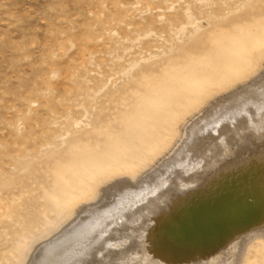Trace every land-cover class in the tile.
<instances>
[{"label":"rangeland","instance_id":"374dc122","mask_svg":"<svg viewBox=\"0 0 264 264\" xmlns=\"http://www.w3.org/2000/svg\"><path fill=\"white\" fill-rule=\"evenodd\" d=\"M263 69L264 0H0V264L43 260L60 230L69 247L49 264H122L126 253L141 255L163 237L179 248L167 256L173 264H264V196L244 197L264 184V150L228 157L232 168L198 180L189 171L202 162L186 167L183 189L177 178L161 181L205 149L228 152L215 148L218 138L264 137V91L234 96ZM189 134L194 141L184 148ZM158 193L171 201L155 227L159 210L150 202ZM222 196L238 197L257 222L229 227L231 200L210 202ZM208 210L221 213L220 232L195 238L212 219ZM95 212L102 219L94 224ZM74 234L94 241L88 251ZM195 239L198 246L182 254Z\"/></svg>","mask_w":264,"mask_h":264},{"label":"bare ground","instance_id":"6f19581e","mask_svg":"<svg viewBox=\"0 0 264 264\" xmlns=\"http://www.w3.org/2000/svg\"><path fill=\"white\" fill-rule=\"evenodd\" d=\"M264 70V69H263ZM262 74H264V72L262 73ZM259 77V76H258ZM257 78V77H256ZM255 80V79H254ZM253 81V80H252ZM252 84V83H251ZM247 86H245V87H241V88H237V91L235 90L233 93L235 94L234 96H237L238 94H237V92L239 93V92H241L242 90H250V91H252V90H254L253 92H255V93H258V92H260L261 94L263 93V92H261V91H264V76L263 77H259L254 83H253V85L250 87V88H248V89H245ZM247 93V92H246ZM264 94V93H263ZM255 95V94H254ZM258 95V94H257ZM242 96V95H241ZM240 96V97H241ZM257 98H258V96H256ZM235 98V97H234ZM238 98V97H237ZM244 98V97H243ZM255 98V97H254ZM219 100H222V99H219ZM248 101V100H247ZM249 101H250V99H249ZM213 102H215V101H213ZM219 102V101H218ZM212 103V102H211ZM247 103H249V102H247ZM228 104V103H227ZM209 105V104H208ZM208 105H207V107H208ZM223 105H224V103H223ZM232 105V104H231ZM230 105V106H231ZM245 105L246 104H244V108H245ZM252 105V104H251ZM257 105H258V103H257ZM256 105V106H257ZM264 105V104H263ZM226 106V105H225ZM253 106V105H252ZM259 107H260V105H259ZM248 108H249V106H248ZM248 108H247V110H248ZM253 108V107H252ZM251 109V108H250ZM258 109V108H257ZM202 110H204V109H202ZM201 110V111H202ZM206 110V109H205ZM214 110V109H213ZM233 112H234V110L233 109H231ZM252 110V109H251ZM264 110V109H263ZM209 111V110H208ZM207 111V112H208ZM237 111V110H236ZM235 111V112H236ZM249 111V110H248ZM253 111V110H252ZM258 111V110H257ZM217 112V111H216ZM221 112V111H220ZM226 112V111H225ZM232 112V113H233ZM234 112V113H235ZM237 113V112H236ZM240 113V112H239ZM256 113V112H255ZM260 113V112H259ZM259 113H258V115H259ZM238 114V113H237ZM236 114V115H237ZM244 114V113H243ZM242 114V115H243ZM246 114V113H245ZM215 115V114H214ZM222 115H224V114H222ZM221 115V116H222ZM230 115H232V114H230ZM240 115V114H239ZM239 115L237 116V117H239ZM247 115V114H246ZM245 115V116H246ZM195 116V115H194ZM198 116V114L196 115V117ZM217 116V115H216ZM235 116V115H234ZM233 116V117H234ZM244 116V117H245ZM248 116V115H247ZM220 117V116H219ZM232 117V118H233ZM241 117V116H240ZM243 117V116H242ZM194 118V117H193ZM224 118V117H223ZM230 118V117H229ZM244 119V118H243ZM249 120H250V118H248ZM217 120H218V118H217ZM222 120V119H221ZM220 119H219V121H221ZM230 120H232V119H230ZM240 120V119H239ZM247 120V119H246ZM245 120V121H246ZM262 120V119H261ZM223 121H224V119H223ZM227 121V120H226ZM241 121H242V119H241ZM228 122V121H227ZM243 122V121H242ZM256 122V121H255ZM261 122V121H260ZM205 123V122H204ZM212 123V122H211ZM216 123V122H215ZM218 123V122H217ZM217 123H216V125H217ZM220 123V122H219ZM257 123V122H256ZM229 124H230V122H229ZM233 124V123H232ZM238 124V123H237ZM248 124H250L249 122H248ZM253 124H254V122H253ZM211 125V124H210ZM222 125V124H221ZM225 125H227V124H225ZM244 125V124H243ZM255 125V124H254ZM258 125V124H257ZM192 126V125H191ZM223 126V125H222ZM230 126V125H229ZM238 126V125H237ZM247 126V125H246ZM246 126H245V128H246ZM250 126V125H249ZM204 127H205V125H204ZM225 128H226V126H224ZM231 127H233V126H231ZM244 127V126H243ZM254 127V126H253ZM261 127V126H260ZM206 128V127H205ZM207 128H209V127H207ZM214 128H215V126H214ZM219 128V127H218ZM229 128V127H228ZM264 128V127H263ZM190 129V128H189ZM202 129V128H201ZM238 129V128H237ZM184 130H185V128H184ZM223 129H221L220 131H222ZM246 130H249V131H251L250 129H247L246 128ZM262 130H264V129H262ZM187 131H188V128H187ZM199 131V130H198ZM203 131V130H202ZM208 131H209V129H208ZM214 131V130H213ZM225 131H227L226 129H225ZM230 130H228V132H229ZM255 131V130H254ZM256 131H259V130H257L256 129ZM244 132H245V130H244ZM188 133V132H187ZM194 133V132H193ZM192 133V134H193ZM215 133V132H214ZM213 133V134H214ZM217 133H218V131H217ZM216 133V134H217ZM221 133V132H220ZM222 133H223V131H222ZM225 133V132H224ZM227 133V132H226ZM225 133V135H229V134H226ZM236 133V132H235ZM239 133H241V132H239ZM251 133H252V131H251ZM262 132H260L259 134H261ZM203 134V133H202ZM231 134H234V133H232L231 132ZM230 134V135H231ZM237 134H238V132H237ZM242 134H244L243 132H242ZM247 133H245L244 135H246ZM258 134V133H257ZM257 134H255V136L257 135ZM204 135V134H203ZM221 135V134H220ZM223 135V134H222ZM243 135V136H244ZM248 135H250V133L248 134ZM248 135H246L247 137H248ZM184 136V135H183ZM217 136V135H216ZM224 136V135H223ZM235 136V135H234ZM237 136V135H236ZM251 136V135H250ZM253 136V135H252ZM255 136H253L252 138H254ZM259 136H262V135H259ZM201 137V136H200ZM199 137V138H200ZM211 137H213L212 135H211ZM227 137H229V136H227ZM226 136H225V138L223 137V138H218V139H216L215 141H216V143H214V145H215V148H217V147H220V146H226V147H229V151L228 152H223V150H222V152L223 153H221V151H220V153L218 152L219 150L218 149H216V150H213V148H210L209 149V151H207L206 149H205V147H204V149H205V152H203V153H201L200 154V156L198 157H196V159L194 158H191L192 160H188L189 158H190V156H187V157H189L186 161V163H184L183 164V166H181V169L182 170H180V171H178V172H175V173H171L172 175L170 176L169 175V173L171 172V171H169V173H168V175H169V177L168 176H162L163 178H161L162 180V182L165 184V183H170V181L172 180H175L176 178H177V181L178 180H180V185L181 186H179L180 188L184 185V183L185 182H187L186 180L188 179V177H186V176H188L186 173H188V172H185L188 168H191L192 169V167L193 166H195V165H197L196 163L198 162H202V163H200V164H202L200 167H202L201 169H199V170H195V171H192V173L194 174V175H192V173L189 171V178H191V177H194L195 179H202V178H206L207 176H209V175H212V174H215V173H217V172H222L223 170H225L226 169V166L228 165L230 168H232L231 166H232V161H229V160H226L225 161V159H227L228 157H232L233 155H237V154H239V153H241V154H246V155H248V153H250V152H252L253 153V150H257V151H263L264 150V137L259 141L258 140V142H257V139H256V137L254 138V139H256L255 140V142H252L251 143V141L249 142V143H246L247 141H246V139L244 140V141H246V142H241L240 140V143H243L245 146L242 148V147H240L239 146V141H236L235 140V138L234 139H232L233 140V142L231 141V139H230V141L232 142V143H229L230 141H229V138H227ZM233 137V136H232ZM198 138V137H197ZM216 138V137H215ZM214 138V139H215ZM238 138V137H237ZM241 138H242V136H241ZM193 139V137L191 136V134H189V136L187 135L186 136V138L185 139H183V141H184V144L182 145V146H184V148L187 146V145H189L192 141H194V139ZM211 139V138H210ZM244 139V138H243ZM248 139H249V137H248ZM251 139V138H250ZM234 140L236 141V142H234ZM198 141H200V140H198ZM205 141V140H204ZM210 141V140H209ZM249 141V140H248ZM180 142H181V140H180ZM196 142V141H195ZM178 143H179V141H178ZM182 143V142H181ZM180 144V143H179ZM196 144V143H195ZM226 144H230V146L228 145H226ZM177 145V144H176ZM242 145V144H241ZM177 146H179L178 147V149H177V152H175L177 155H178V157L180 156V154H181V150H182V146L181 145H177ZM176 146V147H177ZM181 146V147H180ZM175 147V146H174ZM187 149H188V147H187ZM201 150H203L202 149V147L200 148ZM224 149V148H223ZM174 150H176V149H174ZM194 151V147H191L190 149H189V152L188 153H192ZM200 151V150H199ZM170 152H172V151H170ZM264 152V151H263ZM262 152V153H263ZM183 153H184V151H183ZM225 153V154H224ZM258 153V152H257ZM261 153V154H262ZM185 154V153H184ZM224 154V155H223ZM230 154V155H229ZM255 154V153H254ZM253 154V155H254ZM169 155V154H168ZM190 155V154H189ZM194 155V154H193ZM256 155V154H255ZM264 155V154H263ZM262 155V156H263ZM172 156V155H171ZM185 156V155H184ZM195 156V155H194ZM215 156V158H213ZM238 156V155H237ZM240 156V155H239ZM257 156H258V154H257ZM169 157V156H168ZM174 157H175V155H174ZM234 157V156H233ZM243 158H245L244 156H242ZM252 156L250 155V158H251ZM171 158H173V156L171 157ZM249 158V159H250ZM253 158H255V156H253ZM253 158H251V159H253ZM175 159V158H174ZM241 160H242V158H240ZM250 159V160H251ZM163 160V159H162ZM196 160V161H195ZM240 160V161H241ZM257 160H259V159H257ZM261 160H262V158H261ZM172 161H173V159H172ZM178 161V160H177ZM246 161V160H245ZM263 161V160H262ZM160 162V161H159ZM171 162V161H170ZM243 162V160L241 161V163ZM166 163V162H165ZM172 163L173 162H171V164L170 165H172ZM236 163H238V162H236ZM240 163V162H239ZM264 163V162H263ZM262 163V164H263ZM158 164V163H157ZM156 164V165H157ZM168 164V163H167ZM178 164V163H177ZM176 165V164H175ZM237 165V164H236ZM258 165V164H257ZM174 166V165H173ZM178 166H180V165H178ZM234 166V169H235V165H233ZM186 167H188L187 169H185ZM199 167V166H198ZM162 168V167H161ZM205 168V169H204ZM242 168V167H241ZM153 169V168H152ZM173 169V168H172ZM176 169V168H175ZM174 170V169H173ZM237 170V169H236ZM239 170V169H238ZM163 171V170H162ZM177 171V170H176ZM188 171V170H187ZM202 171V172H201ZM168 172V171H167ZM174 172V171H173ZM235 172V171H234ZM258 172V171H257ZM166 173V172H165ZM238 173V172H237ZM144 174V173H143ZM148 174V173H147ZM150 174L152 175H154V172H150L149 173V175H146V176H144V175H142V176H144L143 178H141L140 180H137L138 181V183L137 184H139V188H140V183L139 182H144V181H146L147 179H149L150 178ZM248 174V173H247ZM152 175V176H153ZM256 175V174H255ZM215 176V175H214ZM248 176H249V174H248ZM183 178L182 180L181 179H178V178ZM236 177V176H235ZM252 177V176H251ZM264 177V176H263ZM126 178V177H125ZM211 178V177H210ZM242 179H243V177H242ZM246 178H244V180H245ZM189 180V179H188ZM235 180H237V179H235ZM114 181V180H113ZM212 181V180H211ZM226 181V180H225ZM246 181V180H245ZM232 182V181H231ZM108 184V183H107ZM111 183L109 182V185H110ZM117 184V183H116ZM178 184V185H179ZM189 184V183H188ZM145 185V184H144ZM161 185V184H160ZM177 185V186H178ZM191 185V184H190ZM235 185V184H234ZM111 186V185H110ZM135 186V185H134ZM174 186V185H173ZM185 186V185H184ZM217 186L219 187V185L217 184ZM260 185H255V187H259ZM104 187H106V186H104ZM103 187V188H104ZM115 187H117V186H115ZM114 187V188H115ZM155 187V186H154ZM170 187V186H169ZM176 187V186H175ZM187 187H189V186H187ZM186 187V188H187ZM214 187V186H213ZM103 188H102V190H103ZM146 188V187H145ZM184 188V187H183ZM183 188H181V189H183ZM106 189V188H105ZM167 189H169V188H167ZM170 189H172L171 187H170ZM169 189V190H170ZM239 189H240V186H239ZM254 189V188H253ZM260 190H258L259 192H257V193H254V194H251L250 192H252V189H248V194H246V196H244L245 197V199H249L250 198V196L252 197V196H254V195H259V196H261V195H263L264 196V184L263 185H261L260 186V188H259ZM110 190V189H109ZM158 190V189H157ZM203 190V189H202ZM110 191H113V190H110ZM183 191V190H182ZM208 191V190H207ZM105 192V191H104ZM103 192V193H104ZM169 192V191H168ZM236 192H238V191H236ZM110 193V192H109ZM108 193V194H109ZM164 193V192H163ZM111 194V193H110ZM159 194V193H158ZM166 194V193H165ZM174 194V193H173ZM261 194V195H260ZM112 195V194H111ZM133 195V194H132ZM160 195V194H159ZM157 196V198H159V200H155V202L156 203H154V202H150L151 203V205L152 206H156L157 207V209H155V210H159V215H155V214H153V215H155L154 217H155V220L153 221V225H155V227H156V225H158L159 224V222L161 221V216H162V214H163V212L164 211H166V208H165V202L166 201H168V200H170V198H167L166 199V197H164L162 194L160 195V196ZM200 195V194H199ZM116 195H114V197H115ZM170 196H171V194H170ZM208 196V195H207ZM242 196V195H241ZM108 197V196H107ZM112 197V196H111ZM160 197H162V198H160ZM101 198V197H100ZM99 198V199H100ZM148 198V197H147ZM193 197H191V199H192ZM210 198V197H209ZM253 198V197H252ZM114 199V198H113ZM111 200V202H109L108 200V202L109 203H111V204H113L114 203V200ZM258 199V198H257ZM101 200V199H100ZM122 200V199H121ZM121 200H119V201H121ZM230 201L231 200V207L229 208V210H228V212H227V214H226V221H228V225H230L229 227H234V228H239V227H242L241 225L242 224H244V223H256L257 222V220H258V217H256V216H251L248 212H244V206L242 205V203H241V200H240V202H239V198L238 197H228V196H226V197H224V196H222L221 198H219V197H217V198H214V197H211L210 198V202H212V204H219V203H221L222 204V202L224 201ZM102 201V200H101ZM171 201V200H170ZM173 201V200H172ZM184 201V200H183ZM191 201V200H190ZM137 202V201H136ZM149 202V201H148ZM169 202V201H168ZM177 202H179V201H177ZM182 202V201H181ZM185 202V201H184ZM106 203V202H105ZM128 203H130V202H128ZM170 203V202H169ZM194 203H195V201H194ZM102 204H104V203H102ZM157 204V205H156ZM177 204H179V205H182V203L180 204V203H177ZM93 205V204H92ZM132 205H133V203H132ZM137 205H139V203L137 204ZM167 205H168V203H167ZM178 205V206H179ZM206 205V204H205ZM85 206V205H84ZM84 206H83V208H84ZM87 206V205H86ZM85 206V207H86ZM103 206V205H102ZM104 206H106V205H104ZM103 206V208L101 207V206H99V207H95V210L96 211H98V209L100 208V210L101 211H103L104 209H105V207ZM208 206V205H207ZM255 206V205H254ZM120 207V206H119ZM130 207H131V205H130ZM142 207H143V204H142ZM256 207V206H255ZM126 208V207H125ZM129 208V207H128ZM134 208V207H133ZM140 208V207H139ZM149 208H150V206H149ZM210 208V207H209ZM92 209V208H91ZM120 209V208H119ZM127 209V208H126ZM136 209V208H135ZM94 210V209H93ZM116 210H118V209H115V212H116ZM128 210V209H127ZM137 210V209H136ZM171 210V209H170ZM81 211H82V209H81ZM91 211V210H90ZM207 211V210H206ZM209 211V210H208ZM84 212H85V210H84ZM92 212V211H91ZM90 212V213H91ZM100 212V211H99ZM99 212H97V213H99ZM110 212V211H109ZM118 212V211H117ZM116 212V213H117ZM126 212V211H125ZM131 212H134V211H132V209H131ZM171 212V211H170ZM225 212V211H224ZM89 213V214H90ZM96 212H95V214H97ZM114 213V212H113ZM136 212H134L133 214H135ZM188 213V212H187ZM194 213V212H193ZM93 214H94V212H93ZM91 215V216H94V215ZM103 214V213H102ZM106 214V213H105ZM104 214V215H105ZM118 214H119V212H118ZM126 214V213H125ZM128 214V213H127ZM221 214V213H220ZM219 214V211L217 210V211H213L212 210V212L211 211H209V215L212 217V219H214V221L211 219V221L209 222V220H208V222L206 223V222H203V223H205L206 225H205V228L203 229V230H199V232H198V234H196V237L195 238H197V237H205V236H207L208 238H213L214 236H216V234L218 233V232H220L219 230H220V228H219V222H218V219H221L220 218V215ZM242 214H244V215H242ZM258 214V213H257ZM114 215V214H113ZM131 215V214H130ZM129 215V216H130ZM138 215V214H137ZM136 215V216H137ZM175 215H177V214H175ZM112 216V215H111ZM116 216V215H115ZM125 216H127V215H125ZM141 216V215H140ZM149 216V215H148ZM209 216V217H210ZM223 216V215H222ZM225 216V215H224ZM258 216V215H257ZM259 216H261V215H259ZM87 217H90V216H87ZM119 217V216H118ZM122 216H120V218H121ZM124 217V216H123ZM189 217V216H188ZM262 217V216H261ZM80 218V217H79ZM83 218H85V216L83 217ZM96 218V219H95ZM109 218V217H108ZM146 218V217H145ZM171 217H169V219H170ZM89 219H91V218H89ZM88 219V220H89ZM93 219V223L95 224V222L97 221V220H99V219H102V218H100V216L97 214V215H95L94 216V218H92ZM94 219H95V222H94ZM105 219V218H104ZM124 219V218H123ZM141 220V219H140ZM192 220V219H191ZM207 220V219H206ZM84 221V220H83ZM83 221H82V223H81V225L82 224H85V223H83ZM182 221H184L183 219H182ZM264 221V220H263ZM78 222H79V220H78ZM81 222V221H80ZM87 222V221H86ZM91 222V221H90ZM89 221H88V223H90ZM106 222V221H105ZM179 222V221H178ZM112 223V222H111ZM122 223V222H121ZM190 223V222H189ZM199 223H201V222H199ZM224 223V222H223ZM74 224H76V222L74 223ZM73 224V225H74ZM79 224V223H78ZM77 224V225H78ZM166 224V223H165ZM175 224V223H174ZM80 225V224H79ZM78 225V226H79ZM80 225V226H81ZM252 225V224H251ZM77 226V227H78ZM88 226V225H87ZM94 226V225H93ZM102 226V225H101ZM107 226V225H106ZM180 226H181V224H180ZM247 226V225H246ZM254 226V225H253ZM259 226H260V224H259ZM259 226L257 227V228H259ZM74 227V226H73ZM83 227V226H82ZM85 227V226H84ZM111 227V226H110ZM172 227V226H171ZM170 227V228H171ZM69 228V227H68ZM81 228V227H80ZM149 228V227H148ZM151 228V227H150ZM149 228V229H150ZM233 228V229H234ZM70 229V228H69ZM72 229V228H71ZM74 229V228H73ZM85 229V228H84ZM90 229V228H89ZM88 228L86 229L87 231L89 230ZM63 230V229H62ZM80 230H82V228L80 229ZM92 230V227H91V229H90V231ZM133 230H134V228H133ZM223 230V229H222ZM255 230V229H254ZM71 232H72V230H70ZM77 231V230H76ZM83 231V230H82ZM93 231V230H92ZM136 231V230H135ZM227 231V230H226ZM60 232H61V235H59V237H57V240H59L56 244H53L52 246H50V247H47L48 249H42V250H44V256L41 254V252H39L40 254V257L38 256V254H37V257H39V258H41L42 259V257L41 256H43V260H40L39 261V259H38V261L36 260V261H33V262H31V264H49V263H51V262H53L54 260H55V263L57 262V260H58V258H59V256L61 257V255L60 254H62V253H64L66 250H68L67 249V247H69L68 245H69V243L68 242H70V240L67 238H65V232H66V230L65 231H61L60 230ZM80 232V231H79ZM86 232V231H85ZM160 232V231H159ZM164 232V231H163ZM241 232V231H240ZM67 233V232H66ZM76 233V232H75ZM90 233V232H89ZM165 233V232H164ZM258 233H260V232H258ZM131 234H132V232H131ZM138 234V233H137ZM151 234V233H150ZM173 234V233H172ZM176 234V233H175ZM190 234V233H189ZM234 234V233H233ZM242 234V233H241ZM56 235H58V234H56ZM67 235V234H66ZM70 235H72L71 233H70ZM74 235H76V234H74ZM139 235V234H138ZM187 235V234H186ZM223 235V234H222ZM135 236V235H134ZM169 236V235H168ZM176 236H177V234H176ZM191 236V235H190ZM259 236V235H258ZM131 237H133V235H131V236H129L128 238H129V240H130V238ZM237 237V236H236ZM71 238V237H70ZM73 238V237H72ZM109 238V237H108ZM128 238H127V240H128ZM135 238V237H134ZM141 238V237H140ZM177 238V237H176ZM246 238V237H245ZM74 239V241L75 242H80L81 244H80V246H81V248H79V250L81 249L82 250V252H86V251H88L89 249V245L92 243V242H94V241H90L89 239V241L86 239V240H83V238H82V236L80 237L78 234L73 238ZM132 239V238H131ZM171 239V238H170ZM168 237H163V238H160V239H150V241L147 243V247H148V249H146L145 250V248H144V252L143 253H141V255L139 254H137L135 251L134 252H130V253H132V254H125V256H124V258L122 259V264H142L143 262H144V264H168V261H170V260H168V258L169 257H167V256H169V255H172V254H174L176 251H178L179 250V248H176V247H174V246H171V241L172 240H170ZM180 239V238H179ZM205 240H206V237L204 238ZM92 240V239H91ZM95 240H96V238H95ZM128 240V241H129ZM134 240H136V239H134ZM145 240V239H144ZM184 240V239H183ZM239 240V239H238ZM245 240V239H244ZM72 241V240H71ZM85 241V242H84ZM87 241V242H86ZM124 241V240H123ZM147 240H145V242H146ZM209 241V240H208ZM106 242V241H105ZM130 242V241H129ZM141 242V241H140ZM179 242V241H178ZM184 242H185V240H184ZM205 242V241H204ZM213 242V241H212ZM235 242H237L236 240H233L232 241V244L233 245H235L236 247H237V244H235ZM244 242V241H243ZM53 243H55L54 241H53ZM100 241H98L96 244L97 245H99V248L100 249H103V248H105V243L102 241L100 244ZM108 243H109V241H108ZM186 243V242H185ZM200 243H201V241H200ZM52 244V243H51ZM73 244V243H72ZM115 244V243H114ZM117 244V243H116ZM140 244H142V243H140ZM139 244V245H140ZM144 244V243H143ZM146 244V243H145ZM182 244V243H181ZM180 244V245H181ZM205 244V243H204ZM212 244V243H211ZM216 244H218L217 242H216ZM75 245V244H74ZM86 245V246H85ZM97 245H96V247H97ZM104 245V246H103ZM183 245V244H182ZM188 245V244H187ZM207 245V244H206ZM206 245H204V247H206ZM224 245H225V243H224ZM230 245H231V243H230ZM229 245V246H230ZM46 246H49V245H47L46 244ZM78 245H76V247H77ZM85 246V247H84ZM107 246V245H106ZM131 246V245H130ZM145 246V245H144ZM198 246V241H197V239H195L194 241H192V243H189V247H186L185 249H180V251H182V254H184V255H189L191 252V250H193V248H196ZM215 246V245H214ZM217 246V245H216ZM228 246V247H229ZM146 247V248H147ZM182 247V246H181ZM185 247V246H184ZM209 247V246H208ZM225 247V246H224ZM45 248V247H44ZM83 248V249H82ZM130 248H133V247H130ZM222 248V247H221ZM139 249V248H138ZM141 249H143V248H141ZM140 249V250H141ZM220 249V248H219ZM79 250H77V251H79ZM130 250V249H129ZM131 250H133V249H131ZM139 250V251H140ZM210 250H212V249H210ZM221 250V249H220ZM76 251V252H77ZM104 251V250H103ZM224 251V250H223ZM236 251H238V248L236 249ZM236 251H235V253H236ZM80 252V251H79ZM78 252V253H79ZM137 252H138V250H137ZM202 252V254L204 255V254H206L207 252H209V251H207V250H203V251H201ZM211 252V251H210ZM220 252H222V251H220ZM43 253V252H42ZM74 253V252H73ZM78 253H76V254H74V255H77ZM100 253H103L101 250H100ZM139 253V252H138ZM242 253H243V251H242ZM70 254V253H69ZM106 254V253H105ZM144 254V255H143ZM180 254V253H179ZM213 254H214V252H213ZM216 254V253H215ZM215 254H214V256H215ZM233 254V253H232ZM64 255V254H63ZM67 255V254H66ZM177 255V254H176ZM241 255V254H240ZM211 256H212V254H211ZM213 256V257H214ZM234 257H235V255H233ZM242 256V255H241ZM241 256H240V258H241ZM66 256L64 255V259H66L65 258ZM203 257V256H202ZM117 258V257H116ZM116 258H115V260H116ZM171 258H173V257H171ZM203 258H205V257H203ZM231 258V257H230ZM233 258V257H232ZM231 258V259H232ZM243 258V257H242ZM36 259V258H35ZM175 260V259H174ZM189 260V259H188ZM190 260H192V259H190ZM172 261V260H171ZM171 261H170V263L169 264H173V263H171ZM184 261V260H183ZM216 261V260H215ZM58 262H60L61 263V260L60 261H58ZM78 262V261H77ZM174 262V261H173ZM200 262V261H199ZM55 263H53V264H55ZM117 263H119V259H118V262ZM184 264H185V262H183ZM59 264V263H58ZM112 264V263H111ZM187 264V263H186Z\"/></svg>","mask_w":264,"mask_h":264}]
</instances>
